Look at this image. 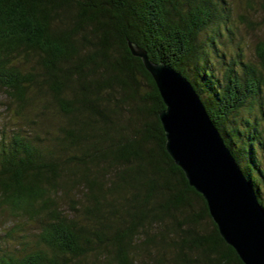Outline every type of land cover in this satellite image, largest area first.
<instances>
[{
	"label": "trees",
	"instance_id": "1",
	"mask_svg": "<svg viewBox=\"0 0 264 264\" xmlns=\"http://www.w3.org/2000/svg\"><path fill=\"white\" fill-rule=\"evenodd\" d=\"M257 3L0 0V264H244L129 44L192 85L264 208V38L251 60L239 29Z\"/></svg>",
	"mask_w": 264,
	"mask_h": 264
},
{
	"label": "water",
	"instance_id": "2",
	"mask_svg": "<svg viewBox=\"0 0 264 264\" xmlns=\"http://www.w3.org/2000/svg\"><path fill=\"white\" fill-rule=\"evenodd\" d=\"M160 91L166 149L204 197L221 237L244 264H264V208L192 85L164 63L129 44Z\"/></svg>",
	"mask_w": 264,
	"mask_h": 264
},
{
	"label": "rangeland",
	"instance_id": "3",
	"mask_svg": "<svg viewBox=\"0 0 264 264\" xmlns=\"http://www.w3.org/2000/svg\"><path fill=\"white\" fill-rule=\"evenodd\" d=\"M256 11L251 15L255 23L254 27H246L243 24L239 25L240 33L242 38L246 42L245 52L248 58L255 60V45L257 41L264 38V7L262 4L257 3L255 5ZM238 11L244 10L242 8H237ZM236 10V11H237ZM5 95L0 88V102H3ZM12 118H10V110H5L3 103L0 106V130L1 127L5 128V132L8 133L15 124H12ZM11 220H0V232L5 231L9 227ZM33 238H29L31 241ZM0 246H2L0 244Z\"/></svg>",
	"mask_w": 264,
	"mask_h": 264
}]
</instances>
